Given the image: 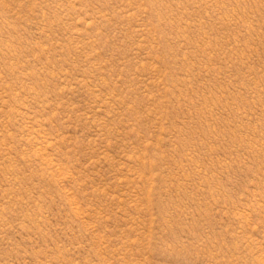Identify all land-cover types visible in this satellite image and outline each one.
<instances>
[{"label": "rangeland", "instance_id": "obj_1", "mask_svg": "<svg viewBox=\"0 0 264 264\" xmlns=\"http://www.w3.org/2000/svg\"><path fill=\"white\" fill-rule=\"evenodd\" d=\"M0 264H264V0H0Z\"/></svg>", "mask_w": 264, "mask_h": 264}]
</instances>
